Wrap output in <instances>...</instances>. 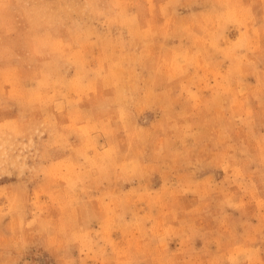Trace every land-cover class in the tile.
<instances>
[{"label":"rangeland","instance_id":"rangeland-1","mask_svg":"<svg viewBox=\"0 0 264 264\" xmlns=\"http://www.w3.org/2000/svg\"><path fill=\"white\" fill-rule=\"evenodd\" d=\"M0 264H264V0H0Z\"/></svg>","mask_w":264,"mask_h":264}]
</instances>
